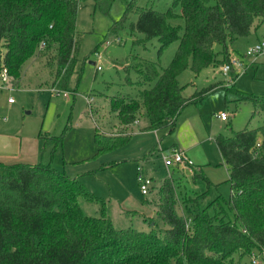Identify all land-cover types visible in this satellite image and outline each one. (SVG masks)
I'll list each match as a JSON object with an SVG mask.
<instances>
[{
  "label": "trees",
  "instance_id": "obj_1",
  "mask_svg": "<svg viewBox=\"0 0 264 264\" xmlns=\"http://www.w3.org/2000/svg\"><path fill=\"white\" fill-rule=\"evenodd\" d=\"M87 1L109 16L116 0H0V72L6 68L11 78L19 79L23 66L41 45L55 47L54 84L66 91L79 62L82 34L77 29L78 10ZM138 3L132 1L112 32L123 29L134 13L137 21L130 28L142 35L144 42L158 41L159 52L173 44L178 47L166 68L133 57L137 66L132 70L139 76V86L144 87L139 99L110 98L111 110L123 125L134 124L144 108L150 121L148 130L172 132L182 112L211 92L223 88L238 93L216 84L186 98L179 76L189 67L199 74L208 65L229 62L230 46L264 24V0H172L165 12ZM176 20L182 23L173 25ZM217 46L222 47L220 53H216ZM128 69L125 71L130 73ZM247 100L264 113V99ZM40 138L54 154L65 133ZM130 140L131 135L103 139L97 132L98 155ZM214 141L230 172V199L218 196L205 204L216 187L196 172L192 182L203 180L207 191L197 198L187 195L180 214L179 177L173 171L160 190L159 218L168 226L162 232L117 229L106 216H87L79 197L94 200V196L79 179L68 177L52 163H0V264H240L246 256L263 253L264 125L246 127L231 137L218 135ZM102 207L105 210L104 202Z\"/></svg>",
  "mask_w": 264,
  "mask_h": 264
},
{
  "label": "rangeland",
  "instance_id": "obj_2",
  "mask_svg": "<svg viewBox=\"0 0 264 264\" xmlns=\"http://www.w3.org/2000/svg\"><path fill=\"white\" fill-rule=\"evenodd\" d=\"M132 1L116 0L109 16L96 10L92 1L80 4L77 17V29L82 34L79 62L66 91L54 84L57 70L55 47L46 49L41 45L35 56L23 66L22 83L10 78L5 84L0 104L3 121L12 126L8 134L13 141L7 142V146L13 149L11 155L17 157L18 163H52L68 177L79 179L95 198L79 197V205L89 217L106 216L117 229L149 232L154 228L162 232L168 226L159 219L160 190L173 171L175 177H179L176 190L180 214L184 212L182 203L187 195L197 198L207 191L203 180L192 182L196 172L207 177L216 187L211 189L205 204L218 196L226 201L231 197L230 172L214 138L218 135L231 137L233 132L246 127L258 129L264 125V113L247 100L264 99V50L246 56L249 49L263 40L264 24L254 27L248 37L239 38L232 44L235 53L230 50L231 58L242 63L239 73L236 68L225 77L221 69L229 62H219L208 65L199 74L189 67L179 76L186 98L216 84L234 88L238 93H227L223 88L211 92L197 106L190 105L182 112L172 132L170 129L148 130L150 121L144 108L137 116L138 122L125 126L119 115L112 112L110 98L139 99L144 87L139 86V76L132 70L137 66L133 57L166 68L178 47L173 44L159 52L158 41L144 42V37L130 28V24L137 21L134 13H130L123 29L112 32L113 25L126 15ZM138 4L154 6L165 12L172 0H139ZM176 13H182L180 7ZM181 23L180 20L172 21L173 25ZM115 38L121 42H115ZM215 50L220 53L222 47L217 46ZM222 59V56L218 57V60ZM98 67L102 70L98 71ZM130 68L132 71L127 73L125 70ZM65 92L68 98L64 97ZM11 99L15 104H10ZM222 112L229 115L228 121L219 118ZM97 132L103 139L130 134L131 140L114 151L98 155ZM63 133V144L52 154V149L45 147L40 136L59 137ZM175 144L190 152L191 155L187 154L188 159L193 160V169L176 167L174 170L165 166L163 152ZM138 165L153 178V189L147 196L142 194L137 180ZM230 216L233 218L232 214ZM145 218H154L153 225L150 226V221ZM251 261L252 255L246 256L240 264H251Z\"/></svg>",
  "mask_w": 264,
  "mask_h": 264
},
{
  "label": "built area",
  "instance_id": "obj_3",
  "mask_svg": "<svg viewBox=\"0 0 264 264\" xmlns=\"http://www.w3.org/2000/svg\"><path fill=\"white\" fill-rule=\"evenodd\" d=\"M115 42L120 43L121 40L119 38H115ZM107 44H111V42H107ZM263 50H264V37L263 40L258 45L247 51L246 56L257 55L261 53ZM236 68L239 69L237 70ZM241 68H242V63L237 59L231 58L229 63L225 64L221 70H222V74L225 77H228L231 73H233L234 69L237 70L236 73H239L241 71L240 70ZM97 70L101 71L102 68L98 67ZM10 78L11 77L9 76L8 70L6 68H3L0 72L1 87H4L5 84L8 83V80ZM64 97L68 98L67 92L64 93ZM9 102L13 103L14 100L11 99ZM219 118L222 121H228L229 115L225 112H222L219 115ZM163 159L165 162V166L168 169L176 168V167L190 168L191 166H193V162L190 159H188L185 151L177 147H173L167 150L166 152H163ZM137 180L142 194L144 196L149 195V193L153 189V178L148 173L145 172L143 166L141 165H138L137 167ZM262 262L264 263V252L261 254H259L258 252L253 253L251 264H261Z\"/></svg>",
  "mask_w": 264,
  "mask_h": 264
},
{
  "label": "crops",
  "instance_id": "obj_4",
  "mask_svg": "<svg viewBox=\"0 0 264 264\" xmlns=\"http://www.w3.org/2000/svg\"><path fill=\"white\" fill-rule=\"evenodd\" d=\"M239 39V38H238ZM237 39V40H238ZM230 49H231V52L232 53H235V50L232 48V45L230 46ZM13 79V78H12ZM16 82L18 83V82H20V83H22L21 82V78H19V79H16ZM19 86V85H18ZM3 89H4V87H1L0 86V96L3 94ZM11 105H13V104H15L14 102L13 103H10ZM191 106H194V105H191ZM197 106V105H196ZM2 111H3V109H2V107H1V104H0V163H3V164H14V163H18L17 162V160H16V156H14V155H11L12 153H13V149H11V148H9L8 149V146H7V142L9 143H12V141H13V137L11 136V135H9L10 134V132H11V130H12V126H10L9 127V125L6 123V121H3L4 120V118H3V116H2ZM140 121V120H139ZM136 122H138V121H136ZM135 122V123H136ZM134 123V124H135ZM133 125V124H132ZM131 126V125H130ZM8 132H9V134H8ZM130 135V134H129ZM173 147H177V148H179V149H182V150H184L185 151V153H186V155H187V157H188V154L189 155H191L190 154V152L189 151H187L186 149H184V148H182V147H180L179 145H177V144H175ZM173 147H171V148H173ZM48 148V147H47ZM170 148V149H171ZM169 150V149H168ZM20 151H22V148L20 149ZM188 153V154H187ZM18 155V154H17ZM193 161V160H192ZM199 168V167H198ZM174 170H176V168H174ZM156 211H157V209H156ZM137 215H138V213H136ZM143 216V215H142ZM146 220H152V219H154V218H145ZM160 219V218H159ZM160 220H162V219H160ZM151 225H153V223L151 224ZM150 229H152V228H150Z\"/></svg>",
  "mask_w": 264,
  "mask_h": 264
}]
</instances>
